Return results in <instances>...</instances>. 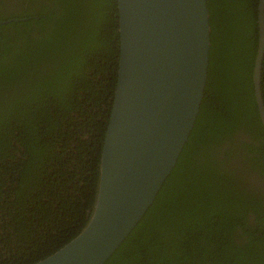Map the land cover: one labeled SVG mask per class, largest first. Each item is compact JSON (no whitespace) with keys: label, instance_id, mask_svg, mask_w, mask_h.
<instances>
[{"label":"trees","instance_id":"obj_1","mask_svg":"<svg viewBox=\"0 0 264 264\" xmlns=\"http://www.w3.org/2000/svg\"><path fill=\"white\" fill-rule=\"evenodd\" d=\"M257 1L206 0L207 70L193 124L153 200L101 264H264V202L255 197L264 189L245 179L264 177L251 77ZM3 19L0 264H30L88 216L116 81V1L0 0ZM259 87L264 103V51Z\"/></svg>","mask_w":264,"mask_h":264},{"label":"water","instance_id":"obj_2","mask_svg":"<svg viewBox=\"0 0 264 264\" xmlns=\"http://www.w3.org/2000/svg\"><path fill=\"white\" fill-rule=\"evenodd\" d=\"M115 1L116 81L88 216L71 239L30 264H101L153 200L200 104L209 48L206 0ZM256 23L251 77L264 127V0L257 1Z\"/></svg>","mask_w":264,"mask_h":264},{"label":"flooded vegetation","instance_id":"obj_3","mask_svg":"<svg viewBox=\"0 0 264 264\" xmlns=\"http://www.w3.org/2000/svg\"><path fill=\"white\" fill-rule=\"evenodd\" d=\"M257 154L259 155V153H257ZM245 179L247 181H250V182L254 183V184H260V185H262L263 186V189H264V177H262V180H260V178H257L256 176H252V173L248 171V173L245 174ZM255 197L257 199H259L260 201L264 202V199H262V198H260V197H258L256 195H255ZM263 215H264V213H263ZM253 216H254V212L252 210H249L247 212V215H246V218H247V222L248 223H251L254 220L253 219ZM263 221H264V218H263ZM258 233L259 234H262V231H259ZM263 244H264V242H263Z\"/></svg>","mask_w":264,"mask_h":264}]
</instances>
